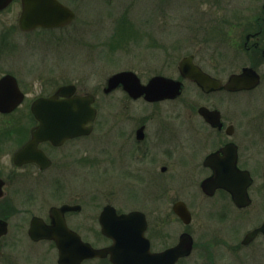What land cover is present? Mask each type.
<instances>
[{
    "label": "flooded vegetation",
    "instance_id": "1",
    "mask_svg": "<svg viewBox=\"0 0 264 264\" xmlns=\"http://www.w3.org/2000/svg\"><path fill=\"white\" fill-rule=\"evenodd\" d=\"M60 1L75 12L76 18L69 25L48 29H64L78 19L77 9ZM259 1L215 3L210 13L201 15L204 29L191 31L190 20L195 18L186 19L187 26H179L186 34L179 42L196 49L188 50L175 62V52L165 51L161 58L122 69L132 70L143 84L155 76L181 81L182 92L176 98L150 101L145 94L133 97L122 84L106 91L109 78L122 70L107 77L104 98L116 97L120 109L106 111L108 115L102 122L106 189L100 194L76 189L72 183L77 178L76 162L88 159L76 158L79 150L70 144L93 134L99 114L97 92L79 88L73 82L52 83L46 77H41L40 82L28 80L21 77L25 69L11 68L0 75L1 79L10 74L17 82L10 89L6 86V93L0 95V100L5 101L0 102V264H60L57 240L47 233L60 231L61 226L96 248L111 245L113 239L102 232L101 220L107 210V218L143 212L147 223L145 235L152 252L159 251L153 248L150 232L154 228L148 213L141 209L142 197L134 193L149 186L155 188L150 196L155 200L173 191L179 194L171 206L183 225L177 242L187 233L192 237V246L190 255L179 258L176 264L194 254L197 264H264V111L261 117L253 114L254 97L249 95L264 84V3L257 12ZM247 2L250 4L246 7ZM226 4L234 9L228 11ZM206 14L213 17L207 19ZM144 22L149 27L153 22L157 24V19ZM208 22L211 27L207 29ZM162 26L168 27V21ZM38 29L48 30L36 28L26 33ZM138 31L147 32L145 37L150 41L155 39L148 29L138 28ZM182 58H187L199 71L202 82L181 72ZM245 68L257 72L259 84L238 90L227 88L225 85L231 77ZM63 86L73 89L69 96H94L97 113L92 131L59 144L49 139L34 141L41 124L34 103L52 97ZM8 90L19 103L8 105ZM220 94L229 97L237 109L234 98L248 97L249 103L228 119L220 109ZM204 109L210 115L218 111V120L214 115L213 120H208L201 111ZM241 115L245 125L238 118ZM31 142L34 144L28 147ZM180 178L197 184L173 188L174 180ZM212 180L233 181L246 188L236 200L225 186L206 189L204 183ZM120 182H130L133 186L130 185L131 190H121ZM148 196L145 195L146 200ZM182 207L189 212L188 222L176 211ZM195 223L196 227L192 228ZM94 259L110 261L109 256L90 260Z\"/></svg>",
    "mask_w": 264,
    "mask_h": 264
},
{
    "label": "rangeland",
    "instance_id": "2",
    "mask_svg": "<svg viewBox=\"0 0 264 264\" xmlns=\"http://www.w3.org/2000/svg\"><path fill=\"white\" fill-rule=\"evenodd\" d=\"M64 1L78 11L77 21L64 29H38L29 33L22 32L18 28V18L21 12L20 0H15L12 5L0 12V75L11 68L22 71L25 69L27 71H24L21 77L28 80L40 82L41 77H46L52 83L56 81L60 83L73 82L77 83L79 88L97 92L96 106L99 109V114L93 134L87 138L76 139L70 144L79 150L75 154L76 158L86 157L88 159L86 162H76L77 178H73L72 183L76 189L91 190L100 194L106 189L101 150L102 122L108 115L106 111L120 109L116 97L104 98L106 96L103 93V85H105L107 77L119 70L135 67L141 61L153 60L155 57L161 58L162 52L165 53V51L175 52L174 62L178 61L188 50L196 49L189 43L179 42L186 36L179 26L181 24L182 27L187 26L189 22L186 19L195 18L190 20L192 21L190 23L191 31L204 29L201 15L210 13L211 9H214L213 4L224 0ZM250 1L253 4L256 2V0ZM263 3L264 0H260L258 5L255 4L259 7L257 12L262 10ZM249 4L250 2H247L244 6L247 7ZM225 7L228 11L234 9L231 4H226ZM206 17L209 19L213 15L206 14ZM149 19H153V21L157 19V24L153 22L152 26L147 27L143 21ZM166 21H168V27H163L162 25ZM206 26H208L205 27L207 29L211 27L209 22L206 23ZM138 28L145 31L146 29L150 30L154 33V35L150 34L155 36V39L150 41L148 37H145L147 32H139ZM195 39L198 38L195 37ZM166 46L167 48H165ZM249 95L254 97L252 99L253 114L259 117L263 116L264 84ZM240 96L242 95H238V97ZM234 99L238 104V109L239 107L244 108L249 103L248 97ZM219 104L228 119L239 112L230 98L223 94L219 96ZM238 118L245 125L243 115ZM128 183L129 185H126ZM128 183L120 182L119 189L131 190L132 183ZM172 184L173 188H176V186H191V184L196 186L197 183L184 181L180 178L175 179ZM152 192H155L154 186H149V189L143 191H134L135 194L142 197L140 199L141 209L148 213L154 228V231L150 232L153 236V248L161 250L175 244L183 230V225L171 211V206L179 194L173 191V193L166 194L164 198L155 200L150 198ZM121 195L123 194L120 193ZM145 195H149L147 200ZM195 227L196 223L192 228ZM104 242V240L101 241L102 244ZM195 255L179 264H197ZM84 264L108 263L104 260L94 259L85 261Z\"/></svg>",
    "mask_w": 264,
    "mask_h": 264
},
{
    "label": "water",
    "instance_id": "3",
    "mask_svg": "<svg viewBox=\"0 0 264 264\" xmlns=\"http://www.w3.org/2000/svg\"><path fill=\"white\" fill-rule=\"evenodd\" d=\"M12 1L0 0V10L6 8ZM74 19L75 13L72 9L59 0H22L19 27L25 31L34 30L37 27H61L71 23ZM188 63L187 58L180 61L182 73L190 79L202 82L199 71ZM259 82L260 76L257 72L252 68H245L241 74L233 75L225 86L238 90L255 87ZM15 83L17 82L14 76L10 74L3 76L0 79V95L6 93L4 91L6 86L10 89V86H15ZM120 84L134 97L145 94L148 100L175 98L182 92L181 81L156 76L147 84H142L132 71H122L111 76L106 91ZM68 87L70 86H63L52 97L41 98L34 103L33 109L41 121L34 134V141L49 139L59 144L68 138L86 135L92 131V122L97 113L96 108L92 106L94 96H69L68 93L73 92V89ZM59 96H64V98L60 99ZM0 102L5 101L0 100ZM19 102L17 98L13 100V94L11 96L8 90V105L13 103L16 105ZM201 111L208 120H213V115L218 120V111L212 112L211 115L205 112V109ZM217 124L222 125L219 122ZM33 144L31 142L28 147ZM216 186H225L234 193L236 200L239 199L240 191L244 192L246 188L233 181L212 180L204 183L206 189ZM176 211L185 221H189L187 208L182 207ZM107 214L108 210L102 216V232L114 240L107 247L95 248L90 243L84 242L79 234H70L63 226L60 231H48L47 236H54L60 248V264H81L88 258L107 256H110L114 264H175L180 257L189 255L191 252L192 237L187 233L181 235L177 245L161 252H152L150 240L145 236L147 223L143 212L112 215L111 218H107Z\"/></svg>",
    "mask_w": 264,
    "mask_h": 264
}]
</instances>
